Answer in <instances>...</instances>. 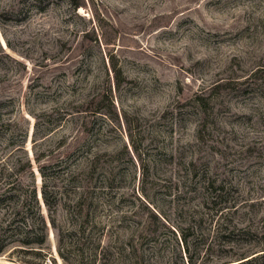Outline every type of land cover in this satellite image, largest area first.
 Listing matches in <instances>:
<instances>
[{"label": "rangeland", "instance_id": "rangeland-1", "mask_svg": "<svg viewBox=\"0 0 264 264\" xmlns=\"http://www.w3.org/2000/svg\"><path fill=\"white\" fill-rule=\"evenodd\" d=\"M91 100L102 115L64 116ZM90 150L112 190L86 201L96 225L65 233L74 264H184L161 223L200 217L205 172L225 185V201L254 205L247 245L263 248L264 0H0V193L4 181L34 180L47 217L43 167L56 223L70 231L78 193L67 174ZM147 222L156 241L134 237L132 253ZM210 241L191 253L198 264L216 260ZM56 245L49 226L40 255L12 242L0 264H64Z\"/></svg>", "mask_w": 264, "mask_h": 264}, {"label": "trees", "instance_id": "trees-1", "mask_svg": "<svg viewBox=\"0 0 264 264\" xmlns=\"http://www.w3.org/2000/svg\"><path fill=\"white\" fill-rule=\"evenodd\" d=\"M77 6L78 4L74 3V7ZM110 60H112L111 57ZM109 69L112 73L114 85L118 87L122 74L119 69H116V64L112 61H110ZM106 96L107 93L105 92L102 98ZM93 102L94 100H91L85 105H79V110L76 107H67L63 110V114L65 117L69 116L73 121L76 114L78 113L79 115V112H86L96 116L102 115L103 113L98 107L101 105H97L94 108L92 107ZM82 131L84 132L83 129ZM133 150L135 151L134 147ZM98 152L90 150L81 154L78 157L80 162L67 174L68 179L75 182L78 193L76 197L74 196V203L70 211V215L75 217L74 223L70 224V227H72L70 231H68L69 225L67 228L62 229L56 223L54 216L56 202L53 203L52 201L57 200L54 195H50L46 190L47 185L43 167L37 165L42 181L44 180L40 193L47 211V217L43 215L39 201L36 198L34 180L28 183L22 181L21 177H17L13 185L12 181H4V186L9 187L3 193H0V253L8 244L15 242L22 247L18 249L21 253L25 255H40V249L47 241L48 227L50 226L57 239L56 251L58 256L64 264H74V259L71 258V254L67 249L66 241L68 237L65 233L76 230L84 232L91 220H93V225H96L95 208H92V202L87 204L86 201L94 200L91 196V191L94 192L95 189L100 190V193L105 195L107 191L112 190L113 180L109 173L100 168H103L101 164L105 166L106 163L101 162V156H99ZM40 158V155L36 156L34 158L35 163H39ZM20 167L27 168L29 173L32 172V165L28 159ZM201 180L204 191L208 195V201L200 203V217L195 220V216L192 214L193 217H189L187 220L184 217L185 212H183V217H181L180 221L183 223H178V225H171L167 221L166 223H161V227L172 236L174 247L178 251V257L182 259L184 255V264H198L191 253L198 247L199 242L205 244L212 237L213 243L210 241L207 244L205 254L212 256V251H217L218 254H215L217 256L216 260L208 261L209 263L207 262L206 264H264V247L259 248L256 244L247 245V243L252 241L250 239H253L252 235L256 234L257 229V220L255 221V217H249L250 213L254 212L252 209L254 205L249 206L250 210H247L245 203L225 201L227 195L225 185L218 184L217 180L212 178L207 172L202 175ZM195 213L198 214L199 211H195ZM207 218L209 222L206 223L208 221ZM150 219L158 223V218L152 214ZM262 220H264V217ZM191 224H194L195 227L197 226L201 232L196 234ZM151 225L147 222L146 227L135 230L137 236L132 235L128 241V243L131 242L135 246L131 245L132 253H136L138 250V242L135 241V238L140 240L145 238L152 242L156 241V235H154L156 230L152 229ZM211 226H214V228L212 229ZM204 231H207V233L205 234ZM258 248L261 250H258ZM258 252L261 253L258 254ZM234 258L237 260H230ZM20 262L24 264H40L31 258L21 259Z\"/></svg>", "mask_w": 264, "mask_h": 264}, {"label": "water", "instance_id": "water-1", "mask_svg": "<svg viewBox=\"0 0 264 264\" xmlns=\"http://www.w3.org/2000/svg\"><path fill=\"white\" fill-rule=\"evenodd\" d=\"M37 195H38V197H40V193H38Z\"/></svg>", "mask_w": 264, "mask_h": 264}]
</instances>
